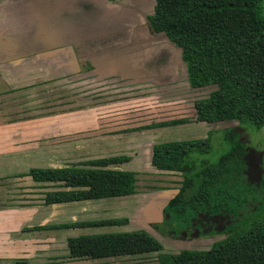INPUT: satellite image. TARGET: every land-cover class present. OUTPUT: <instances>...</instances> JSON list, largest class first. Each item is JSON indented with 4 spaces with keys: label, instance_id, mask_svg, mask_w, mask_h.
I'll return each mask as SVG.
<instances>
[{
    "label": "crops",
    "instance_id": "0c3cea01",
    "mask_svg": "<svg viewBox=\"0 0 264 264\" xmlns=\"http://www.w3.org/2000/svg\"><path fill=\"white\" fill-rule=\"evenodd\" d=\"M155 3L156 0L0 1V62H4L0 66L6 71L0 76V264H145V257L152 254H156L158 264V252L73 255L69 239L135 230L151 235L154 230L160 232L153 228L163 221L161 206L176 194L177 188L173 196L158 201L160 209L155 207L154 198L139 196L137 200L136 193L47 203V192L68 188L59 182L36 181L27 174L31 168L93 167L83 163L114 156L92 155L97 151L96 145L92 147L96 139L82 138L81 109L51 107L49 98L36 96V86L32 85L49 79L63 82L69 77L80 78L93 67H104L105 74L115 80L142 82L146 65L162 61V48L155 47L160 34L150 31L146 20L154 12ZM148 47L149 58H157V63L147 61ZM203 122L205 126L208 123ZM152 151L153 145L150 157ZM131 160L107 167L138 172L139 168L129 164ZM120 164L124 166L118 167ZM109 200L129 205L110 212L105 209ZM87 205H93V210ZM117 218L128 221L70 225ZM117 228L120 230L115 231Z\"/></svg>",
    "mask_w": 264,
    "mask_h": 264
},
{
    "label": "trees",
    "instance_id": "16d2710c",
    "mask_svg": "<svg viewBox=\"0 0 264 264\" xmlns=\"http://www.w3.org/2000/svg\"><path fill=\"white\" fill-rule=\"evenodd\" d=\"M115 1V0H111ZM263 0H156L146 17L153 33H163L181 49L191 87L216 85L194 101L196 120L215 123L235 120L260 129L264 125ZM186 120L160 121L143 128L165 127ZM168 140L153 145L151 164L179 171L178 192L163 208V224L175 235L195 225L201 215L227 217V237L208 249L164 251L145 230L94 234L69 239L73 255L105 257L158 252V264H264V194L250 181L249 149L239 134L225 129L231 143L216 161L208 153L213 134ZM127 154L89 160L93 167L31 168L36 181L60 183L68 189L46 193L47 203L121 196L136 193L138 172L108 168L129 161ZM262 176H264L262 174ZM127 218L72 223L71 226L120 224ZM64 226H69L65 224ZM175 229V230H174ZM214 233V232H213Z\"/></svg>",
    "mask_w": 264,
    "mask_h": 264
},
{
    "label": "rangeland",
    "instance_id": "374dc122",
    "mask_svg": "<svg viewBox=\"0 0 264 264\" xmlns=\"http://www.w3.org/2000/svg\"><path fill=\"white\" fill-rule=\"evenodd\" d=\"M262 10L264 13V0ZM159 34L157 35L159 39H155L158 40L155 47L156 50L162 48L160 52L162 61L158 65H146L143 69L145 77L141 76L142 82L115 80L105 74L107 69L104 67H93L82 73L80 78L69 77L66 79L68 81L63 82L49 79L48 82L33 84L32 86H36L34 90L36 96L48 97L51 107L65 105L66 108L81 109L82 138L96 139L92 142V147L96 145L97 151H92V155H119L121 152L129 154L132 159L129 163L131 167L139 168L136 199L138 200L139 196L154 198L157 209H160L159 202L174 195L176 188L180 186L182 176L174 172H161L151 165L152 145L161 141L205 137L210 129H218L213 134L211 150L200 156L216 161L231 146V143L224 139L225 129L234 130L239 134V140L249 149L250 181L260 187V181L264 177L262 176L264 175V125L258 130L248 124L239 125L235 120L207 123L206 126L203 121L198 122L194 101L208 95L216 85L191 87L181 49L170 42L163 33ZM147 52V61L157 63V58H149L151 54L149 47ZM3 63L0 62V65ZM154 69L156 70L153 75ZM5 73L6 71L0 66V76ZM29 73L37 74L36 71ZM173 119L186 121L165 127L143 128ZM105 137L109 138L105 139ZM111 145L115 146L111 147ZM258 191L259 195L264 194V181ZM105 203V209L110 212L129 205V202L117 205L111 200ZM86 207L91 210L94 208L93 205ZM97 207L99 208V205ZM197 222L201 227L200 230L193 228L187 231V234L181 232L175 235L169 232L171 226L165 223L159 226L163 234L155 230L152 234L163 243L164 251L172 252L181 249H208L227 237L226 233L222 232L225 224L229 222L227 217L202 215ZM153 229L158 230V227ZM143 261L145 264H155L156 254L146 256Z\"/></svg>",
    "mask_w": 264,
    "mask_h": 264
},
{
    "label": "water",
    "instance_id": "95a60500",
    "mask_svg": "<svg viewBox=\"0 0 264 264\" xmlns=\"http://www.w3.org/2000/svg\"><path fill=\"white\" fill-rule=\"evenodd\" d=\"M157 170H159V171H161V172H169V173H170V172H174V173H179V174H180L179 171H173V170H162V169H157ZM177 192H178V190H177ZM177 192H176V193H177ZM167 203H168V202H167ZM167 203H166V204H167ZM166 204H164V205L162 204V206H161L160 213L162 214V217H163V208L165 207Z\"/></svg>",
    "mask_w": 264,
    "mask_h": 264
},
{
    "label": "flooded vegetation",
    "instance_id": "af4514ba",
    "mask_svg": "<svg viewBox=\"0 0 264 264\" xmlns=\"http://www.w3.org/2000/svg\"><path fill=\"white\" fill-rule=\"evenodd\" d=\"M202 216V215H201ZM200 216V217H201ZM162 223H163V221H162ZM196 224L195 225H193V227H191V228H189L188 230H185V231H183L184 232V234H187L188 232L187 231H189V230H192L193 228L194 229H198V230H200V226L198 225V222L196 221L195 222ZM159 225V224H158ZM227 224H225V226H226ZM225 226H224V228H225ZM158 227V229H159V226H157ZM160 231V230H159ZM161 232V231H160Z\"/></svg>",
    "mask_w": 264,
    "mask_h": 264
}]
</instances>
